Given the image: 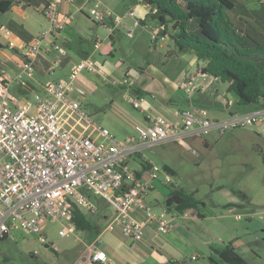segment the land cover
Returning a JSON list of instances; mask_svg holds the SVG:
<instances>
[{"label": "rangeland", "instance_id": "rangeland-1", "mask_svg": "<svg viewBox=\"0 0 264 264\" xmlns=\"http://www.w3.org/2000/svg\"><path fill=\"white\" fill-rule=\"evenodd\" d=\"M97 1L91 0L83 5V10L73 16L57 38L59 46L63 45L69 56L76 60L74 64L83 59L82 52L92 49L88 39L93 36L94 29L102 28L89 15L90 8L98 4ZM101 1V4L109 2L112 15L121 16L120 21L124 19L127 24H121L114 30L113 56L104 52L110 40L94 50L91 57L96 63L102 59H108L113 64L120 61L123 62V70H140V67L150 63L176 80L187 81L195 77L199 61L191 51L174 52L171 39H152V29L156 24L141 0ZM238 1L252 8L259 5L257 0ZM102 5L98 4L99 11H104ZM129 11H133L135 16L127 15ZM109 26L113 27L111 24ZM104 35V31H98L94 37L102 40ZM65 39L68 42L64 45ZM100 66L103 69L101 74L85 70L79 74L73 97L93 122L112 134L117 141H123L129 135H135L138 127L150 125L144 120L140 108L134 107L128 98L143 95L144 101H148L149 95L131 93L119 69L109 76ZM226 86V82L219 81L218 92L223 95L219 99L221 102L223 98L235 100L234 95L227 92ZM175 97V107L201 106L206 108L210 118L212 112L228 111L222 108V103L215 100L214 95L189 94L180 87ZM28 98L35 102L33 93ZM172 106L167 104V107ZM262 116L258 115V121L252 125L228 127L222 132L212 129L210 135H197L194 139L184 135L183 141L168 139L153 146L141 147L139 153L127 158L126 166L133 169H141L144 166L141 162L145 159L162 169L164 165L170 166L174 173L169 175L175 184L164 185L167 193L171 187L182 188L196 201V206L187 210L189 215L183 217L172 207L167 209L164 197H160L159 203L148 209L167 219L175 213L178 224L166 233L146 231L153 248L142 243L140 245V241L131 247L125 240L128 248L140 254L141 260H129L123 264H229L214 251L229 244L250 264H264V217L256 215L249 219L244 214L241 219L235 217L237 213L264 210V127L257 129ZM179 118L177 116L175 119ZM67 125L91 135L98 134L96 129L87 128L84 121L73 115L68 118ZM158 176L155 187L161 184L164 172H158ZM87 195L93 204L111 215L105 201L93 193ZM165 209L168 214L164 212ZM67 224L63 219L47 220L42 223L39 233L11 227L10 236L0 241V264H84L83 252L87 244L95 240L94 232L74 229L73 233L60 236L59 230ZM110 238L113 237L109 230H104L99 237L101 241L94 242L107 251L105 245ZM138 248H141V252ZM161 257L166 260L159 259ZM114 264L122 263L115 261Z\"/></svg>", "mask_w": 264, "mask_h": 264}, {"label": "built area", "instance_id": "built-area-1", "mask_svg": "<svg viewBox=\"0 0 264 264\" xmlns=\"http://www.w3.org/2000/svg\"><path fill=\"white\" fill-rule=\"evenodd\" d=\"M74 1L46 0L42 12L48 20V27L35 34L25 45L23 58L14 63V72L0 68V241L4 235L5 238L10 236L11 227L39 233L42 223L47 220H66L68 224L59 230V235L73 233L75 226L71 217L75 208L88 213L97 210L87 195L93 193L111 210L112 219L108 227L117 223L122 236L135 246L143 239L145 225L133 214L137 208L144 210L149 221L157 223V232L166 233L174 228L170 219L156 216L145 207L143 199L159 181L158 172H164L161 180L164 185L175 182L168 171L152 163L141 169L128 168L127 158L139 153L141 147L153 146L168 139L183 141V136L191 129L203 135L212 129L222 132L228 127L252 125L258 121V114H232L226 120H218L210 118L206 108L192 106L176 110L175 115L180 118L170 122L143 109V95H135L128 98L129 102L142 109L144 120L150 125L138 127L135 135L117 141L93 122L73 97L75 82L82 71L103 72L91 56L73 64L67 76L47 80L43 85L45 94L34 93V103L25 101L21 104L11 93V85L33 78L38 55L56 48L54 39L73 19L71 12L62 10V4ZM98 4L90 8L89 15L102 23L107 14L98 10ZM127 15L135 16L133 11L127 12ZM119 19V16H113V24ZM112 29L108 26L109 32ZM0 33L8 47H16L9 28L0 24ZM151 37L154 41L158 38L154 27ZM93 45L99 48L100 39L96 37ZM57 65L58 60H52L48 72L52 74ZM127 74L125 72L124 80L130 87L133 81ZM194 83L187 80L180 86L191 94ZM222 102L226 108L231 105L228 99L223 98ZM71 115L84 121L87 128L96 129L97 136L69 127L67 120ZM182 214L183 217L189 215L186 211ZM243 214L249 219L256 215L262 218L264 210L237 213L235 217L241 219ZM106 260V253L94 245L89 256L90 264Z\"/></svg>", "mask_w": 264, "mask_h": 264}, {"label": "crops", "instance_id": "crops-1", "mask_svg": "<svg viewBox=\"0 0 264 264\" xmlns=\"http://www.w3.org/2000/svg\"><path fill=\"white\" fill-rule=\"evenodd\" d=\"M45 2L46 0H25V1L14 0V3L10 6V9L8 11H6L5 13H0V24L5 25L7 28H9L12 31L13 39L16 43V47H12V48L8 47L6 45L4 37L0 33V43L2 44V47H0V68H5L10 72H14L16 70L14 63L23 58V48L25 47V45L30 42V40L33 38L35 34L48 27V20L42 12V7L44 6ZM97 2L100 4V6L103 4L102 6H104V11L103 10L102 11L105 14H107V17L104 22L99 23L102 28L97 27L96 29H94L93 36L90 39H88L92 44V49L82 52L81 58L92 56L94 50L100 49L101 46L108 40L110 41L107 47L105 48L104 52L105 55L108 54L110 56H113L114 52H113L112 44L115 40L114 30L115 29L117 30L121 26V24H123L124 26H126L127 24V22H124V19L120 21L121 16H119L120 19L113 24L112 21L113 15L111 13L112 7L110 3L103 2L101 4L102 2L101 0ZM86 3H87L86 0H75L72 4L63 3L62 10L66 12L67 11L71 12L74 16L76 13H78L79 11L81 12L83 10V5H85ZM145 5L149 10V6L147 4ZM79 8H82V10H79ZM139 21L142 22L141 20ZM110 24L113 25V29L111 32L108 31V26ZM98 31H104L105 35L103 36L102 40L100 39L99 48H95L93 45V40L96 38L94 36L97 35ZM60 33L54 39L56 48H53L49 52L46 51L41 53L40 55H38L37 59L35 60L34 62L35 72L33 78L26 79L23 83H13L11 85L10 91L14 90L13 92L11 91V93L18 98L21 104H23L25 101H30L28 98L30 93H33V95L36 92L40 94H45L43 87L44 83L49 79H56L58 77L67 76L71 66L74 64V62H76V60L71 58L69 54L65 51L64 46L63 45L59 46V44L57 43V38L59 37ZM67 42L68 41L65 39L64 45L67 44ZM54 59L58 60V65L53 69V73L50 74L48 70L51 66L52 60ZM122 63L123 62L117 61V63L113 64L108 59H102V61L99 62L98 64L104 67L106 73L109 76H113V74L116 72L117 69H119L118 71L123 76H125V72H128L127 74L128 78L131 81H133V85L128 87L130 88L129 91L135 94L137 93L135 89H137L138 91L149 95L148 101H144L142 104L143 109L150 110L151 112L154 113L157 112L156 114L159 113L160 116L167 118V120H169L170 122H176L178 119H175L177 118V116L175 115V111L178 109H182L184 107H175L174 105L175 104L174 102H176L175 94L181 87L180 83L183 81L172 78L167 73H165V71L157 68L156 65L154 64L149 63L145 67H140V70H133L130 68L123 70ZM78 78L77 80H79ZM189 80H193L195 82L194 91L192 93L197 92L198 95H203V96L204 94L214 95L216 96L215 100H218L219 103H222L220 104L222 108L223 109L226 108L223 102L219 100L223 96L218 92V86L220 81L219 79L214 78L212 75L201 73L199 71V67H197L195 77H192V79ZM76 89L79 92L81 91V89H79L78 87H76ZM228 100L231 102V105L230 108H226L228 109L227 112L226 111H223L222 113L212 112L210 116L214 119L226 120L228 119L230 114L247 116L257 113L258 115H264V100L250 105H236V106H234L235 100L232 99H228ZM168 103L173 106L167 107ZM32 110H34V108L31 109V112H33ZM140 110L142 111V109ZM142 114L144 117L143 111ZM172 117H174V119ZM263 127H264V116L260 118L259 123L257 124V129L259 130V128H263ZM194 131H195L194 129H191L186 134V137L190 139H194L197 135H199ZM207 134H209V132L206 133L205 135ZM204 141L207 144L209 143L206 137H204ZM144 161L153 164L151 160L145 159ZM168 167L171 168L170 166ZM171 170L174 173V170L172 168ZM153 189L154 190L150 193L148 192V194L143 199V203L147 208H151L152 206L158 204L160 197H164V200H166L168 189L167 187L164 186L162 182ZM96 207L97 210L94 213H88L86 211H83L93 217L92 220L94 221L95 225L98 227L99 233L96 234L94 232L95 235L94 238L96 242L101 241L99 240V237L104 230H109V233L112 235L113 238H110L108 243L105 245L107 251L99 248L95 244L94 242L95 240L88 243L86 249L83 252V258H84L83 263L90 264L89 256L93 250L94 245L96 249L103 250L107 256V260L105 262H98V264H108V263L114 264L115 261H119V263L123 264V263H128L129 260L132 261L141 260L140 254L128 248L127 244L124 243V241L127 240L129 242V245L131 246L130 241L122 236L119 225L114 222L111 223V227H108L110 225L109 223L111 222L112 216L109 215L107 211L103 212L100 206L96 205ZM164 212L167 213L168 210L165 209ZM133 214L135 217H137L139 220L145 223L144 235H143V239L140 241V245L142 243V245H149V247L153 248V244L146 236V231L159 233L155 229L157 223L149 221L144 210L137 208L134 210ZM154 214L156 215V213ZM177 218L178 215L177 214L175 215V213L172 214L170 218H168L171 220L172 223H174L175 221L174 227L176 224H178ZM137 250L141 252V248L140 249L138 248ZM159 259L163 261L166 260L164 257H161Z\"/></svg>", "mask_w": 264, "mask_h": 264}, {"label": "trees", "instance_id": "trees-1", "mask_svg": "<svg viewBox=\"0 0 264 264\" xmlns=\"http://www.w3.org/2000/svg\"><path fill=\"white\" fill-rule=\"evenodd\" d=\"M141 1L149 6L158 38L171 39L174 52L191 51L199 71L226 82L237 105L264 100V0H257L259 5L253 8L238 0ZM13 3L0 0V13ZM163 167L173 173L167 165ZM165 204L184 213L195 208L196 201L182 188L171 187ZM71 221L76 230L99 233L90 215L79 208L73 210ZM214 251L226 263L250 264L230 244Z\"/></svg>", "mask_w": 264, "mask_h": 264}, {"label": "water", "instance_id": "water-1", "mask_svg": "<svg viewBox=\"0 0 264 264\" xmlns=\"http://www.w3.org/2000/svg\"><path fill=\"white\" fill-rule=\"evenodd\" d=\"M6 237V235H4V237L2 239H4Z\"/></svg>", "mask_w": 264, "mask_h": 264}]
</instances>
